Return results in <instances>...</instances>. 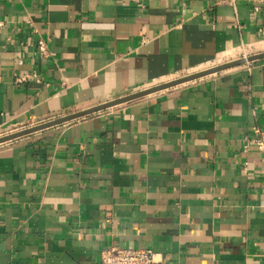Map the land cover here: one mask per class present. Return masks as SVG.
<instances>
[{
    "label": "crops",
    "instance_id": "obj_1",
    "mask_svg": "<svg viewBox=\"0 0 264 264\" xmlns=\"http://www.w3.org/2000/svg\"><path fill=\"white\" fill-rule=\"evenodd\" d=\"M261 53L260 0H0V136ZM261 135L264 59L0 145V264H264Z\"/></svg>",
    "mask_w": 264,
    "mask_h": 264
},
{
    "label": "water",
    "instance_id": "obj_2",
    "mask_svg": "<svg viewBox=\"0 0 264 264\" xmlns=\"http://www.w3.org/2000/svg\"><path fill=\"white\" fill-rule=\"evenodd\" d=\"M263 59H264V53L253 55V56L242 58V59L233 60V61L221 64V65H218L216 67H213V68H210V69H207V70H204V71H201V72H198V73H195V74H192V75H189V76H186V77L174 80V81H170L168 83L155 86L153 88L141 91L139 93H134V94L116 99L114 101H110V102L92 107L84 111L73 113L66 117L58 118V119L34 126V127H30V128L18 131L16 133H12L4 137H0V145H4L6 143H10V142L28 137L30 135L37 134V133L58 127V126L76 121L78 119L85 118L87 116L100 113L102 111L147 97L149 95L159 93L162 91H166L168 89L175 88V87H178L180 85H183L189 82L196 81L198 79H201V78L213 75V74H217V73L229 70V69H233V68H236V67L248 64V63H252L255 61L263 60Z\"/></svg>",
    "mask_w": 264,
    "mask_h": 264
},
{
    "label": "built area",
    "instance_id": "obj_3",
    "mask_svg": "<svg viewBox=\"0 0 264 264\" xmlns=\"http://www.w3.org/2000/svg\"><path fill=\"white\" fill-rule=\"evenodd\" d=\"M260 4L264 6V0H260ZM261 6L255 7L256 12H260ZM37 48L39 51L46 55L48 52L47 43L42 38L37 40ZM29 75L16 77L15 83L20 85L27 83ZM10 135V134H9ZM7 136V135H4ZM0 136V137H4ZM259 151L262 161L264 162V136L261 135L252 141ZM101 264H162L157 261V255L148 249H117L110 248L102 252Z\"/></svg>",
    "mask_w": 264,
    "mask_h": 264
},
{
    "label": "rangeland",
    "instance_id": "obj_4",
    "mask_svg": "<svg viewBox=\"0 0 264 264\" xmlns=\"http://www.w3.org/2000/svg\"><path fill=\"white\" fill-rule=\"evenodd\" d=\"M246 57H250V56H246ZM234 58L237 60L238 55H233V56L227 58L226 60L229 59V61H224V59H223V60L221 59V60L219 61V63H215L214 65L218 66L220 63H221V64H224V63H227V62L233 61L232 59H234ZM242 58H244V57H241V58H238V59H242ZM230 59H231V60H230ZM222 62H223V63H222ZM221 64H220V65H221Z\"/></svg>",
    "mask_w": 264,
    "mask_h": 264
}]
</instances>
